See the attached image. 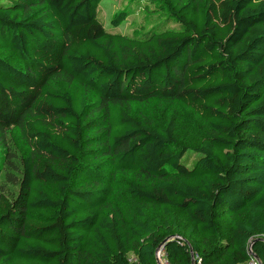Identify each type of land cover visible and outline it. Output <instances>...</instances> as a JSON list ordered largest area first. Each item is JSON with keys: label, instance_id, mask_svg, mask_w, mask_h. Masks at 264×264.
I'll return each mask as SVG.
<instances>
[{"label": "trees", "instance_id": "obj_1", "mask_svg": "<svg viewBox=\"0 0 264 264\" xmlns=\"http://www.w3.org/2000/svg\"><path fill=\"white\" fill-rule=\"evenodd\" d=\"M149 1L0 0V264H264V0Z\"/></svg>", "mask_w": 264, "mask_h": 264}, {"label": "rangeland", "instance_id": "obj_2", "mask_svg": "<svg viewBox=\"0 0 264 264\" xmlns=\"http://www.w3.org/2000/svg\"><path fill=\"white\" fill-rule=\"evenodd\" d=\"M130 7L131 11L134 13L130 15L125 22H123L119 27L114 28L111 26V20L115 16V14L124 9ZM157 8L156 5L151 4L149 0H103L99 7V16L101 20L104 22L105 27L107 30L113 33H122L124 35H135L136 32L142 29H151L154 26L160 27H176L177 25L174 24L172 21L166 20V15L161 12H156L155 9ZM0 56L4 57L8 61L19 64L17 57L14 53L3 50L0 53ZM174 105H169L167 107H160L158 103L153 100L151 102L145 103L141 106H135L133 111L138 114H143L149 118L156 117L157 113H161L162 110L170 112L174 109ZM181 114H184L187 119H192L191 115L188 111H184L183 109L180 110ZM184 112V113H183ZM190 116V117H189ZM97 125L96 121L91 122V125L88 128H93ZM104 136L101 135L100 137ZM102 140V139H101ZM101 140H93V143H100ZM89 144L92 142L89 140ZM97 146L93 147L94 149L87 153L84 158L90 159L92 157H96L100 154V151L96 148ZM177 151L180 149L176 147ZM198 156L191 152L187 153L184 158L183 162L191 167L193 166L194 162ZM87 162V161H86ZM97 169V164L94 161H89L87 165H83L82 169L77 175L76 181H81L82 179L86 178L90 173L94 172ZM9 180V179H8ZM135 181L134 174H126V173H119L116 176V180L114 183V189L116 195L119 197L127 196L129 193V187ZM4 182V180H3ZM13 189V188H9ZM8 189V190H9ZM118 201V200H116ZM119 202V201H118ZM157 258L160 264H169L165 259V253L163 249L158 251Z\"/></svg>", "mask_w": 264, "mask_h": 264}, {"label": "water", "instance_id": "obj_3", "mask_svg": "<svg viewBox=\"0 0 264 264\" xmlns=\"http://www.w3.org/2000/svg\"><path fill=\"white\" fill-rule=\"evenodd\" d=\"M165 243H166V242H164V243L159 247V250H158V251H161V250L163 249Z\"/></svg>", "mask_w": 264, "mask_h": 264}, {"label": "built area", "instance_id": "obj_4", "mask_svg": "<svg viewBox=\"0 0 264 264\" xmlns=\"http://www.w3.org/2000/svg\"><path fill=\"white\" fill-rule=\"evenodd\" d=\"M249 264H257V262L256 261H252L251 263H249Z\"/></svg>", "mask_w": 264, "mask_h": 264}]
</instances>
